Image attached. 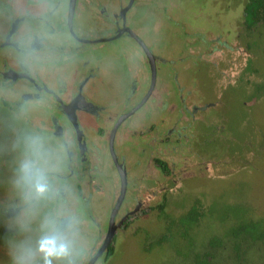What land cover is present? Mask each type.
<instances>
[{
	"label": "rangeland",
	"instance_id": "rangeland-1",
	"mask_svg": "<svg viewBox=\"0 0 264 264\" xmlns=\"http://www.w3.org/2000/svg\"><path fill=\"white\" fill-rule=\"evenodd\" d=\"M26 2L0 0V40L10 27L4 29L13 7L16 14L29 10L35 14L33 5L27 7ZM158 2L149 0L148 7L139 8L128 20L142 41L152 42L157 77L154 93L134 115L132 127L121 135L125 141L115 147L118 160L125 163L129 183L118 218L135 207L130 200L133 194L144 203L148 195L153 197L131 215L126 227L115 232L112 255L106 254L107 245L95 264H194L195 259L198 264H216L219 254L223 264H234L233 253L239 245L249 248L243 250V263L264 262V1L251 25L244 20L248 0H196L194 12L189 10L193 4L162 9ZM78 26L85 37H100L110 30L101 18ZM205 34L214 47L212 52ZM175 41L177 49L173 50ZM191 41L196 43L190 51L197 54L192 60L185 59L184 50ZM142 60L144 52L137 41L121 36L79 44L64 64L69 69L95 64L98 82L103 85V105L118 112L125 100L119 102L114 97L124 96L107 94L109 82L117 89L130 90L131 84L124 80L143 65ZM146 72L147 76L150 71ZM117 77L123 81L116 82ZM2 83L0 79V104L4 106L0 108V147L8 150V164L0 167V235L8 224L20 229L16 237L4 241L14 243L17 264L27 255L34 257L30 264H45L39 250L45 237H54L69 248L68 255L52 258V264H87L94 245L96 250L101 245L100 236L105 239L108 234L111 210L121 196L120 174L113 162L106 160V151L99 157V173L89 187L94 199L84 198L89 194L87 188L69 189L75 184L67 183L62 174L43 176L47 190L37 192L42 170H66V164L42 166L43 161L35 164L32 159L34 168H27L18 162V155L30 158L27 152H16L20 143L28 140L42 145V152H31L32 157H52L48 145L52 141L22 128L27 114L8 108L10 93ZM145 92L143 89L141 97ZM19 98L15 96L12 103ZM70 142L74 145L72 135ZM156 159L167 162L168 170ZM13 167L15 174H11ZM77 168L73 162L75 173ZM31 171V195L36 199L24 202L29 205L27 213L8 218L5 209L15 200L23 201ZM7 260L0 253V264H14Z\"/></svg>",
	"mask_w": 264,
	"mask_h": 264
},
{
	"label": "flooded vegetation",
	"instance_id": "flooded-vegetation-1",
	"mask_svg": "<svg viewBox=\"0 0 264 264\" xmlns=\"http://www.w3.org/2000/svg\"><path fill=\"white\" fill-rule=\"evenodd\" d=\"M136 1L109 0L101 3V0H27L26 4L33 5L35 14H32L31 10L27 14H16L12 8L9 14L10 27L0 40V79L3 82L1 87L7 88L10 93L11 102L6 103L8 108L27 114L22 128L33 131V133L46 134L52 141L48 144L51 155L53 153L52 157L45 154H35L32 157L28 146L27 153L30 158L26 155H18V162L22 165L27 164V168L32 166L29 161L32 159L35 164L43 161L42 166L55 165V162L65 163L67 171L62 168H59V171L51 168L45 169L42 170L40 177L49 174L59 177L62 174L67 177V183L75 184L69 189L80 186L89 191V187L93 186L99 173L96 170L97 164L99 165V157H102L107 151L106 160H111L120 174L121 196L123 197H119L115 207L111 210L107 233L109 234L111 230L112 241L110 240V244H108L106 254L109 253L118 228L126 227L131 215L142 210L146 202L153 197L152 194L148 195L144 203L133 194L130 200H134L135 207L127 209L118 218L127 200L129 183H127L128 175L125 163L118 160L115 147L116 144L120 145V142L125 141L121 135L132 127L134 115L154 93L157 77L155 67L157 57L151 47L139 38L138 33L131 28L128 21L132 14L130 10ZM95 18H101L103 23L110 26V30L100 37H85L79 30L80 27L77 28V24L80 25ZM244 20L246 22L245 9ZM246 24L248 23L246 22ZM62 34H66V40L56 38ZM121 36H128L137 41L138 46L143 49L144 60H142L143 65H140V71L139 68H136L126 102L120 111L113 112V109H106L107 106L103 105V85L98 82L99 74L95 64L86 68L85 66L89 64L87 62L84 64V68L76 66L69 69L64 62L72 52L74 53L79 44L104 42ZM65 48L69 50L67 51ZM146 70L150 71L147 76ZM137 80L141 84H138ZM143 89H146V92L141 97ZM15 96H20V98L13 104L12 100ZM129 102L130 104H128ZM21 108L22 110H20ZM71 135L74 145L70 142ZM76 146L78 151L74 148ZM40 150L41 146L37 147L36 151L40 153L42 152ZM73 162L78 166L77 173L72 169ZM123 174L125 175V184ZM32 176L33 171L27 175L30 180L23 201L16 202L15 200L5 209V215L8 218L27 213L29 205L24 202L28 199H36L35 195H31ZM123 185L125 191H123ZM89 197L94 199L90 191L84 198L88 201ZM119 200L120 204L116 209ZM89 215L91 216L92 213ZM62 219L67 221L70 218ZM19 231V228L15 229L8 224L3 228V235H0V253L4 255L5 260L8 259L14 264L19 262V260L15 262L18 252L12 241V243L4 241H8V236L16 237ZM107 236L105 239L100 236L98 242L102 241L101 245L97 250L94 245L90 254L91 259L87 264H90L91 260H94L93 264H95L102 256L100 248ZM29 249L33 254L37 253L33 247ZM99 252L101 255L97 256ZM32 261H34V257L27 255L24 262L30 264Z\"/></svg>",
	"mask_w": 264,
	"mask_h": 264
},
{
	"label": "crops",
	"instance_id": "crops-1",
	"mask_svg": "<svg viewBox=\"0 0 264 264\" xmlns=\"http://www.w3.org/2000/svg\"><path fill=\"white\" fill-rule=\"evenodd\" d=\"M159 0H157V2H158ZM148 2H149V0H143V1H140V0H137L136 2H135V4L133 5V7L131 8V10H130V13H132V14H134L139 8H146V7H148ZM159 3V5H157V6H159L160 8H162L163 9V7L164 6H168L169 8H173V7H177V6H180L181 4H183V3H189V6L191 5V4H193V8H191V9H189V10H191V11H195V7H196V0H195V2H193L192 0H188V2H187V0L186 1H184V0H176V1H174V2H171V3H165V2H158ZM157 3V4H158ZM25 5L28 7V6H30L31 4H29L28 5V3L26 4L25 3ZM14 8V7H13ZM203 9V8H202ZM10 14V13H9ZM8 14V15H9ZM186 14V13H185ZM185 14H183V15H185ZM10 16V15H9ZM164 17V14H162V16L160 17V19H161V26H164V24L166 23V19H164L163 18ZM143 20V19H142ZM6 25H5V27H4V29H6V27H8V26H10V21H9V17L7 18L6 17ZM137 29H138V32L140 33V34H142V30H143V28H142V26L141 25H138L137 27H136ZM171 35V34H170ZM171 37V36H170ZM204 40H205V42L207 41L209 44H210V46H211V49H210V51L209 52H212L213 51V49H214V47L212 46V42H211V40H210V38L207 36V34H205L204 35ZM150 47L151 46H153L151 43L152 42H150V43H148V42H146ZM196 42L195 41H191L190 43H188V44H186L185 46H184V50H186L187 52L188 51H190V49H192V48H195L194 47V44H195ZM171 44H169V46H170ZM172 49L173 50H175V49H177V44H176V41H175V43L173 42V44H172ZM187 52H185L186 54H187V56H186V58L185 59H191L192 60V55H197V54H194V53H192L191 51L189 52V53H187ZM207 55H210V54H207ZM137 68H139V71H140V66H138ZM136 73V71L130 76V77H127V79L126 80H124V82H126V83H128V84H131V82H132V79H133V76H134V74ZM145 73H147V72H145ZM115 81L116 82H120V81H123L122 80V78H116L115 79ZM109 87H110V90L107 92V94H109L110 93V91H111V93L112 94H123V98L122 97H114V98H116V101L118 100L119 102H121V101H124L125 100V102H126V99L128 98V95H129V89H126V88H124V87H122V88H119V89H117V88H115L114 86H112V84H111V80H110V82H109ZM112 98V97H111ZM107 99V98H106ZM109 99H110V97H109ZM111 101H113V100H111ZM0 108L1 109H4V106H3V104H0ZM28 131V130H27ZM31 132H33V131H31ZM156 132V131H155ZM38 132H36V134H37ZM157 133V132H156ZM38 134H40V135H43V136H46V134H42V133H38ZM155 137H154V135L153 136H151L150 137V139L151 140H153ZM149 141V140H148ZM2 142V141H1ZM1 142H0V144H1ZM150 142V141H149ZM43 144H45V143H43ZM29 146V148H30V150H31V152H37L36 151V149H37V147L38 148H40V146H41V150L40 151H42L43 150V148H42V145H34V144H31L28 140L27 141H24V142H22V143H20L19 144V148L18 149H16V152L17 153H19V152H21V153H24V152H27V147ZM1 148V147H0ZM7 151L8 150H6L5 148H1L0 149V167L2 168V167H5V166H7V164H8V159H7V161H6V158L5 157H7V155H8V153H7ZM15 170H16V168L15 167H13V169H12V173L11 174H15V173H13V172H15ZM0 178H2V177H0Z\"/></svg>",
	"mask_w": 264,
	"mask_h": 264
},
{
	"label": "clouds",
	"instance_id": "clouds-1",
	"mask_svg": "<svg viewBox=\"0 0 264 264\" xmlns=\"http://www.w3.org/2000/svg\"><path fill=\"white\" fill-rule=\"evenodd\" d=\"M47 190V185L40 177L36 182V191L44 193ZM39 250L44 254L45 264H52V258L66 256L69 253V248L66 243L58 242L54 237H45L40 242ZM21 264H24L22 261Z\"/></svg>",
	"mask_w": 264,
	"mask_h": 264
},
{
	"label": "trees",
	"instance_id": "trees-1",
	"mask_svg": "<svg viewBox=\"0 0 264 264\" xmlns=\"http://www.w3.org/2000/svg\"><path fill=\"white\" fill-rule=\"evenodd\" d=\"M263 1L264 0H248V2L246 4L245 11H246V22L249 25L252 23L253 15L254 14L256 15V13L258 12V9L263 6L262 5L263 4ZM156 161L158 162V164L161 166V168L163 170H165V171L168 170V164H167V162H165V161H163L161 159H156ZM255 244H257V243H255ZM222 246H224V245H222ZM222 246H219V248H222ZM244 248H248V247L246 245H243L242 247H241V245H239L238 246V249L235 251V253H233V256H234V258H233L234 259V264H250V263H247V262L243 263L241 261V258L243 257L242 254H243ZM113 252H114V248L111 245L108 254H112ZM218 258L220 260H217L216 261V264H223V262L221 261L222 260V257L220 256V254H219V257ZM194 259H195V257H194ZM199 262H200L199 260H196V259L194 260V264H198ZM257 264H264V262H258Z\"/></svg>",
	"mask_w": 264,
	"mask_h": 264
},
{
	"label": "water",
	"instance_id": "water-1",
	"mask_svg": "<svg viewBox=\"0 0 264 264\" xmlns=\"http://www.w3.org/2000/svg\"><path fill=\"white\" fill-rule=\"evenodd\" d=\"M123 178H124L123 181H124V184H125L126 182H125V175L124 174H123ZM123 191H125V186L124 185H123ZM123 191H122V195H123ZM121 197H123V196H121ZM121 200H122V198H121ZM119 204H120V200H119V203H118L116 209H118ZM110 240H111V230L109 231V234H108V236L106 238V241L104 242L103 246L100 248V252H102L104 250V247H106L109 244ZM100 252L97 254V256L100 255ZM93 263H94V260H92L90 262V264H93Z\"/></svg>",
	"mask_w": 264,
	"mask_h": 264
}]
</instances>
